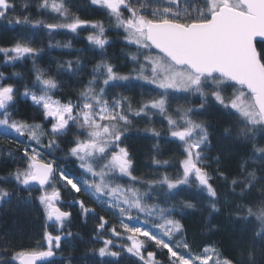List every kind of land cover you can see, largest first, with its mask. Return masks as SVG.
Here are the masks:
<instances>
[{
  "label": "snow or ice",
  "instance_id": "6c2138e0",
  "mask_svg": "<svg viewBox=\"0 0 264 264\" xmlns=\"http://www.w3.org/2000/svg\"><path fill=\"white\" fill-rule=\"evenodd\" d=\"M0 24V210L41 219L26 246L0 232V264H74V211L93 264H264V0H0ZM200 205L208 233L214 215L241 225L234 255L189 239Z\"/></svg>",
  "mask_w": 264,
  "mask_h": 264
},
{
  "label": "trees",
  "instance_id": "16d2710c",
  "mask_svg": "<svg viewBox=\"0 0 264 264\" xmlns=\"http://www.w3.org/2000/svg\"><path fill=\"white\" fill-rule=\"evenodd\" d=\"M80 3H84L85 0H79ZM35 14V13H34ZM83 18H97L100 19L102 17L95 15L90 11L82 12ZM14 36V32L10 30L6 25L0 24V44L9 43ZM62 44L68 40H72L73 49H85L86 53L84 56L80 57L86 63H90L92 61V56L87 51V42L81 39H73L70 35L60 34L56 37ZM113 40L117 41V47L110 49L111 53H119L120 52V41L113 36ZM51 58L63 60H73L77 58L75 51L69 53L66 49L54 48L51 50ZM48 63L46 60L45 64ZM120 63H123L121 61ZM55 68V65H52ZM30 65L26 67H17L15 70L23 72L27 74L29 72ZM8 72H11L12 69H8ZM124 71H128L127 68ZM26 78L27 77L26 75ZM84 80H87V76L83 77ZM31 115V113H29ZM216 122V130L217 134L221 129L224 121L219 117H214ZM157 127H160L157 124ZM214 142L219 143L222 146V149H234L237 146L232 144H226L223 141L219 140V136L214 137ZM0 144L4 145L5 141L0 140ZM135 147L137 149L138 158L141 162V171L143 172V164L147 163L143 160V156L148 151V142L145 141H134ZM239 151H243L240 149ZM239 151L234 152L232 156H226V159L231 161V163L224 165V170L232 174L236 171V161L240 159ZM7 165H0V174H2L6 170ZM15 205L7 206L5 209L0 210V232H4L8 230L9 232H15L16 229H22L24 233V238L21 240V243L25 246L28 244V235H37L40 232L41 219L39 216L38 210H25L21 209L19 212L14 211ZM209 209L206 206L200 205V210L197 212H193L190 216L185 217V224L188 231L189 239L193 240L195 244L199 245L201 243H205L209 240H215L220 243V245L225 250V254L234 255L233 249V237H239L240 232L239 229L241 225L239 223H230L225 215H214L212 223L220 225V231L216 233H208L205 230V224L207 220ZM74 216L76 217L73 221L72 231L74 233H79L82 240L77 239L75 241V251L67 252V255H70L74 264H93L97 258L92 256L89 252V237L94 228V224L92 221H89L85 224L74 211ZM245 241L248 239V236L244 237ZM98 246V245H96Z\"/></svg>",
  "mask_w": 264,
  "mask_h": 264
},
{
  "label": "rangeland",
  "instance_id": "374dc122",
  "mask_svg": "<svg viewBox=\"0 0 264 264\" xmlns=\"http://www.w3.org/2000/svg\"><path fill=\"white\" fill-rule=\"evenodd\" d=\"M0 145H2V144H0ZM84 199H86L87 200V197H83ZM90 203V202H89ZM94 206V205H93ZM98 211H99V209H97Z\"/></svg>",
  "mask_w": 264,
  "mask_h": 264
}]
</instances>
